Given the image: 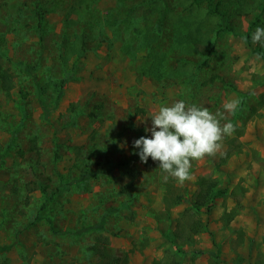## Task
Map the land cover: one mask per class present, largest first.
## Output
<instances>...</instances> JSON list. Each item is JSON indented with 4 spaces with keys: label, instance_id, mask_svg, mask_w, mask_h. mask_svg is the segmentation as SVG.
<instances>
[{
    "label": "rangeland",
    "instance_id": "rangeland-1",
    "mask_svg": "<svg viewBox=\"0 0 264 264\" xmlns=\"http://www.w3.org/2000/svg\"><path fill=\"white\" fill-rule=\"evenodd\" d=\"M262 2L0 0V71L13 85L0 81V245L14 244L0 264L123 253L152 264L173 252L168 235L200 178L222 194L194 216L208 231L184 249L218 255L180 262L264 264V59L251 41L264 15L250 30ZM232 98L241 104L228 113ZM179 100L236 128L222 154L192 161L183 185L133 147L151 138L152 114Z\"/></svg>",
    "mask_w": 264,
    "mask_h": 264
},
{
    "label": "clouds",
    "instance_id": "clouds-1",
    "mask_svg": "<svg viewBox=\"0 0 264 264\" xmlns=\"http://www.w3.org/2000/svg\"><path fill=\"white\" fill-rule=\"evenodd\" d=\"M251 41L264 48V27L255 29ZM256 59L260 60L261 56L258 54ZM240 104L238 98H232L222 107L234 113ZM150 119L152 126L146 131H150L151 138L141 136L133 142V147L140 149L137 155L141 163H147L149 158L159 163L165 183L171 177L179 185L192 179V161L222 154L225 137L236 131L230 121L221 124L226 119L224 112L212 113L206 107L188 105L183 100L160 106Z\"/></svg>",
    "mask_w": 264,
    "mask_h": 264
},
{
    "label": "trees",
    "instance_id": "trees-1",
    "mask_svg": "<svg viewBox=\"0 0 264 264\" xmlns=\"http://www.w3.org/2000/svg\"><path fill=\"white\" fill-rule=\"evenodd\" d=\"M264 15V0L260 5L259 12L256 15L255 20L250 25V30L257 26V22L261 16ZM248 37V38H247ZM249 33H247L246 38L249 40ZM252 52L259 54L261 58L264 59V48L253 47ZM0 81L4 91H9L12 88V82L10 76L6 71H0ZM45 119L48 118L52 109H49L45 106L42 107ZM142 134H140V137ZM42 189V187H41ZM43 193L46 192L45 189L41 190ZM222 194V191L217 190L213 181L207 180L205 178H200L198 182V192L196 193L193 200H190V208L184 210L182 219L175 223L174 230L170 235H168L171 243L174 245L173 252L165 251L161 259L153 261L152 264H183L180 262L179 257L185 256L186 254H191L192 258H195L198 255H207L210 258H217L218 251L212 250H191L184 249V244H189L192 242L190 239L191 235H195L204 231H208L206 225L200 219H194L195 215H198L202 208H205L206 212H209L212 207L213 201L216 197ZM186 199H183L180 196L175 198L174 205H178L181 202H184ZM164 237V235H163ZM14 244H4L0 245V254L7 253L13 248ZM108 257V258H107ZM102 258L108 259L105 264H128V254L123 253L121 256L106 255L103 254Z\"/></svg>",
    "mask_w": 264,
    "mask_h": 264
}]
</instances>
